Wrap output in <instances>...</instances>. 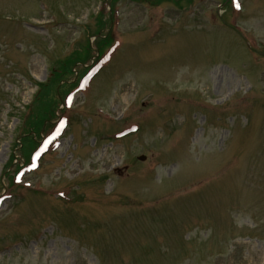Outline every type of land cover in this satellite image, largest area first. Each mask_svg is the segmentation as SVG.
Segmentation results:
<instances>
[{
    "label": "rangeland",
    "instance_id": "obj_1",
    "mask_svg": "<svg viewBox=\"0 0 264 264\" xmlns=\"http://www.w3.org/2000/svg\"><path fill=\"white\" fill-rule=\"evenodd\" d=\"M239 5L0 0V264H264V0ZM57 115L30 186L2 197Z\"/></svg>",
    "mask_w": 264,
    "mask_h": 264
},
{
    "label": "trees",
    "instance_id": "obj_2",
    "mask_svg": "<svg viewBox=\"0 0 264 264\" xmlns=\"http://www.w3.org/2000/svg\"><path fill=\"white\" fill-rule=\"evenodd\" d=\"M33 143H34V141H31V143L27 147H25V146L22 147V151L24 154L27 155V153H28L29 149L32 147Z\"/></svg>",
    "mask_w": 264,
    "mask_h": 264
},
{
    "label": "snow or ice",
    "instance_id": "obj_3",
    "mask_svg": "<svg viewBox=\"0 0 264 264\" xmlns=\"http://www.w3.org/2000/svg\"><path fill=\"white\" fill-rule=\"evenodd\" d=\"M234 3H235V0H234ZM235 6H236V7H239V4H238V3H236V4H235Z\"/></svg>",
    "mask_w": 264,
    "mask_h": 264
},
{
    "label": "bare ground",
    "instance_id": "obj_4",
    "mask_svg": "<svg viewBox=\"0 0 264 264\" xmlns=\"http://www.w3.org/2000/svg\"><path fill=\"white\" fill-rule=\"evenodd\" d=\"M227 171V170H226Z\"/></svg>",
    "mask_w": 264,
    "mask_h": 264
}]
</instances>
